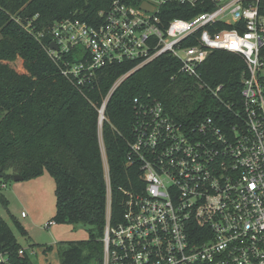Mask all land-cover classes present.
Returning <instances> with one entry per match:
<instances>
[{
  "label": "built area",
  "instance_id": "obj_1",
  "mask_svg": "<svg viewBox=\"0 0 264 264\" xmlns=\"http://www.w3.org/2000/svg\"><path fill=\"white\" fill-rule=\"evenodd\" d=\"M259 5L260 0H112L94 25L65 19L49 28L46 53L78 86L107 66L132 62L133 72L162 56L175 59L178 72L195 79L216 51L237 55L245 66L239 110L227 105L219 122L207 117L187 125L171 118L158 101L133 100L126 165L137 166L140 182L123 191L121 221L111 225L104 165L101 264H264V15ZM174 6L189 18L164 21ZM43 37V32L35 36ZM125 77L111 86L98 111L99 124ZM221 90L210 93L217 98ZM0 264H9L3 254Z\"/></svg>",
  "mask_w": 264,
  "mask_h": 264
},
{
  "label": "trees",
  "instance_id": "obj_2",
  "mask_svg": "<svg viewBox=\"0 0 264 264\" xmlns=\"http://www.w3.org/2000/svg\"><path fill=\"white\" fill-rule=\"evenodd\" d=\"M112 0H0V189L19 175L35 179L47 172L55 184L58 224L87 227L88 239L57 246L59 264H101L108 168L111 225L121 221L123 191L139 186L137 166H127L133 139V100L160 102L169 116L197 124L239 110L245 66L235 54L216 51L198 69L199 79L178 72L175 59L162 56L131 72L135 63L99 69L81 86L64 78L46 53L49 28L65 19L89 25ZM264 15V0H260ZM181 8L162 19L189 18ZM43 32L39 41L35 36ZM21 60L24 73L11 66ZM126 76L108 98L99 130V113L113 83ZM222 86L215 98L210 90ZM210 89V90H209ZM100 131V132H99ZM103 149H101V144ZM0 202L6 206L0 194ZM22 237L26 231L13 220ZM14 231L0 217V254L9 264H30ZM52 247L45 249L51 250Z\"/></svg>",
  "mask_w": 264,
  "mask_h": 264
},
{
  "label": "rangeland",
  "instance_id": "obj_3",
  "mask_svg": "<svg viewBox=\"0 0 264 264\" xmlns=\"http://www.w3.org/2000/svg\"><path fill=\"white\" fill-rule=\"evenodd\" d=\"M11 66L16 72L24 73L21 60H16ZM0 194L6 200V206L0 202V217L8 222L18 243L26 249L30 264H59L58 244L88 239L87 227L82 225L53 223L46 227L56 213L55 184L47 172L35 179L8 181L1 187ZM13 220L26 231V237L18 233ZM48 247L52 249L45 251Z\"/></svg>",
  "mask_w": 264,
  "mask_h": 264
},
{
  "label": "water",
  "instance_id": "obj_4",
  "mask_svg": "<svg viewBox=\"0 0 264 264\" xmlns=\"http://www.w3.org/2000/svg\"><path fill=\"white\" fill-rule=\"evenodd\" d=\"M50 48L55 50L56 46L54 44H51ZM1 177H2V170L0 168V179H1ZM22 180H23V178L21 176H19V175H14L13 176V181H15V182L22 181Z\"/></svg>",
  "mask_w": 264,
  "mask_h": 264
},
{
  "label": "crops",
  "instance_id": "obj_5",
  "mask_svg": "<svg viewBox=\"0 0 264 264\" xmlns=\"http://www.w3.org/2000/svg\"><path fill=\"white\" fill-rule=\"evenodd\" d=\"M23 249V248H22ZM25 250V252H26V249H24Z\"/></svg>",
  "mask_w": 264,
  "mask_h": 264
}]
</instances>
